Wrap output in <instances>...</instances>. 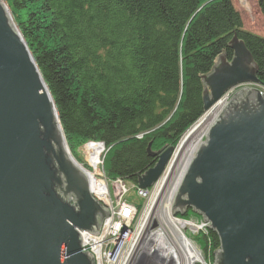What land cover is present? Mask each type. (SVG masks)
I'll return each instance as SVG.
<instances>
[{"label": "water", "instance_id": "water-1", "mask_svg": "<svg viewBox=\"0 0 264 264\" xmlns=\"http://www.w3.org/2000/svg\"><path fill=\"white\" fill-rule=\"evenodd\" d=\"M3 4L0 264H95L82 251L80 233L98 231L109 211L93 196L90 173L68 153L51 92ZM230 46L232 60L220 56L203 77L204 110L239 85H256L237 91L208 130L172 213L191 208L204 215L220 238L215 264H264V92L245 43L235 36ZM173 151L153 153L157 163L140 177L138 188L158 179Z\"/></svg>", "mask_w": 264, "mask_h": 264}, {"label": "trees", "instance_id": "trees-1", "mask_svg": "<svg viewBox=\"0 0 264 264\" xmlns=\"http://www.w3.org/2000/svg\"><path fill=\"white\" fill-rule=\"evenodd\" d=\"M6 2L69 146L103 141L108 175L136 186L157 163L160 144H176L204 114L203 77L220 56L232 60L236 35L264 87V33L246 30L232 0ZM258 2L264 16V0ZM206 233L199 239L211 258L220 240Z\"/></svg>", "mask_w": 264, "mask_h": 264}, {"label": "rangeland", "instance_id": "rangeland-1", "mask_svg": "<svg viewBox=\"0 0 264 264\" xmlns=\"http://www.w3.org/2000/svg\"><path fill=\"white\" fill-rule=\"evenodd\" d=\"M232 1L238 12H240L243 17L244 27L246 28V30L254 31L259 34L264 33V16L259 7L258 0H232ZM2 2L4 3L3 5L6 7V9H8L7 11H9V15L11 16L13 21L11 22L14 23L13 25H16L17 29L21 32L6 0H2ZM251 84L248 83V84L239 85L236 88L229 90L227 93H224V95H221V97L218 98L213 103V105L218 104V106L220 105L222 107L224 106L223 107L224 110V108L228 105V103L231 101V99L233 98V96L236 94L237 91L245 87H254L256 85L253 84L252 82ZM257 87L261 90V92H264V87L261 85V83L257 85ZM205 89L206 88H204V91ZM207 90H209L210 92L209 88ZM203 99H204V93H203ZM213 105L210 107V110L212 109ZM210 110L208 111L210 112ZM208 111H205L204 114L207 113ZM197 122H195L191 127H189L183 133V135L180 137V139L176 144L170 146L167 145L168 147H164L165 148L164 150L170 147H174V151L162 174L151 186L145 189L138 188V185L136 186L132 182L124 181L120 178H112L108 175L105 159L109 148L103 141L95 140V139L77 141L72 143V148H71L66 138L68 153L77 162L81 164V167L84 170H86L88 173H90V175H93L94 177L96 174L91 164L92 162L91 158L93 156L91 143L103 142L106 147L105 156L102 155L100 158L102 161L100 167L103 168L105 171V180L104 182L99 183L105 187L104 188L95 187L92 178L93 196L95 197L96 200H98L101 203L103 207H105L109 211V215L103 220V223L101 225V233L104 231V228L108 229L107 234L105 233L106 237L103 242L104 247L108 251V254H106L104 263L101 264H154L161 262L163 263V261L167 262V264H174L172 260L165 259L168 256L164 251L152 247L153 243L157 239V236H160L165 242L167 243L169 242L170 244L168 243V245L171 248L172 246L175 247L177 252L191 251L193 250V246H194V248L200 253V256L203 258L202 260L199 258V263L196 264L216 263L217 249H215V253L213 257L209 250V254L211 255V258H209L207 256V253L204 252L203 247L201 246L202 238L199 239L200 238L199 236L203 237L204 236L203 234H207L206 233L207 230L211 229L210 224L208 221H206L204 215L198 213L196 210L191 208H188L184 214H181L180 212L176 214L172 213V203L179 189L181 178L184 179L186 172L189 169L194 156L196 155V151L201 146V144L205 142V140L207 139L208 131L202 135L201 141L196 147L197 149L194 151L193 156L188 161L189 163L187 167L183 168L182 166L184 165V162L186 161L189 152V149L183 150L182 148L185 142L184 139L192 131L191 129ZM196 137L198 138V136ZM160 145H161L160 149H162V147L165 144H163V146L162 144ZM104 189H108L109 191L108 197H105L103 195ZM120 204L121 206H119ZM127 207L131 208L132 213L128 217H125L122 215V212ZM125 221H128L127 226L130 223H132L131 227L132 229L135 230H136V225L138 226L142 225V230L144 231V236L142 238L139 237V239H137L132 246L126 248L125 252L127 251L130 252V255L132 253H135L132 259L130 257L128 258L122 257L124 246L128 244L131 241V239L129 241L124 242L122 249L117 252V248L119 247V242L121 239H123L125 235L120 234L119 239H117L115 235V231L113 229L116 223L121 222L122 224H124ZM183 222H186V229ZM190 224L193 225V228H189ZM81 233H88V232L83 231ZM131 234H132V230L129 236H131ZM82 238L83 237H81V239ZM143 244L145 245V247H148L151 244V248H143L142 247ZM91 247H92L91 245H87L86 251L91 253L92 252ZM82 249H83V244H82ZM148 249H151L154 254H152L149 257H146L148 255ZM111 252L114 253L117 252V255L115 257H110L108 259V257L112 255ZM139 253L142 254L139 255ZM163 255L165 256V258ZM135 260H137L138 263Z\"/></svg>", "mask_w": 264, "mask_h": 264}, {"label": "bare ground", "instance_id": "bare-ground-1", "mask_svg": "<svg viewBox=\"0 0 264 264\" xmlns=\"http://www.w3.org/2000/svg\"><path fill=\"white\" fill-rule=\"evenodd\" d=\"M223 107L220 105L216 109L214 108L211 112L205 113L201 117V119L193 126V128L191 129L192 131L184 139L185 142H184L182 148H183V150L189 149V152H188V157H187L186 161L184 162V165L182 166L183 168L187 167V165L189 163L188 161L191 159L194 151L197 149L196 147L200 143L202 135L205 134L211 128L213 123L217 120V118L221 114ZM196 136H198V138ZM100 149H102V148H99V150ZM105 154H106V152H102L103 156H105ZM91 176H92L93 181H94V186L98 188V179L99 178L94 179L95 177L93 175H91ZM182 181H183V178H181V183H182ZM177 183H178V181H177ZM103 195L105 197H108V195H109L108 189H104ZM138 221H139V218H138ZM183 223H184V226L186 229V222H183ZM131 226L132 225H128V226L127 225H120V226H118V233H115V235H116L117 239H119L120 234L125 235L123 237V239H121L119 242V247H118L117 252L122 249L124 242L129 241L131 239V241L124 246L122 257H126V258L130 257L132 259L135 255V253H132L130 255V252H128V251L125 252L127 247H130L135 243V233H134V229H132ZM189 228H193V225L190 224ZM131 230H132V234H131V236H129L131 233ZM106 232H107V230H106V228H104V231L101 233V227H100V229L98 231H96L95 233H92V234L80 233L81 237H85V236L90 237L87 239V241L85 243L90 244L92 246L91 248L93 250H95L96 259L100 262H103L105 257H106L105 250H104L103 244H102V239H104V237L106 236V234H105ZM143 236H144V231L140 230L139 237L142 238ZM162 236H163V233H162ZM168 243L165 242L160 236H157V239L153 243L152 247L164 251L168 256L167 258H165V256L163 255L164 258L167 260H172L174 262V264H196V263H199V258L201 260L203 259L200 256V253L194 248V246H193V250H191V251L177 252L175 247L172 246V248H173L172 249L168 245ZM142 247L143 248H151V244L148 247H145V245L143 244ZM117 252H115V253L111 252L112 255H110L109 258L115 257L117 255ZM107 254H108V251H107ZM140 254H142V253H139V255ZM152 254H154L153 251L151 249H148V255L146 257H149ZM135 261L138 263L137 260H135ZM164 262L165 261H163V263L161 262V263H154V264H167V262H165V263ZM94 263H95V261H94Z\"/></svg>", "mask_w": 264, "mask_h": 264}, {"label": "built area", "instance_id": "built-area-1", "mask_svg": "<svg viewBox=\"0 0 264 264\" xmlns=\"http://www.w3.org/2000/svg\"><path fill=\"white\" fill-rule=\"evenodd\" d=\"M91 146H92V151H93V156L91 158L92 159L91 164H92V167L95 170V174H96L94 179H98L99 178L98 179V188H104L105 186H102L101 184H99L100 182H104V180H105V171H104L103 168L100 167V164L102 163V161H101L100 158L102 156V152H105L106 151V147H105V144L103 142H93V143H91ZM99 148H102V149L99 150ZM98 153H99V155H98ZM119 206H121V204ZM131 213H132L131 208L127 207V208H125L123 210L122 215L125 216V217H128ZM127 223H128V221H125L124 224H122L121 222H118V223L115 224L113 230L115 231V233H118V226H120V225H127ZM129 225H132V223H130ZM106 230H108V229H106ZM140 230H142V225H139V226L136 225V230L134 229L135 241L137 239H139V232H140ZM85 234H89V233H85ZM106 234H107V232H106ZM105 237H104V239H105ZM88 238H90V237L85 236V237L82 238V242H83L82 243L83 244L82 251L83 252H87L86 251L87 245H90V244H86L85 243ZM104 239H102V244H103V248L105 250V255H106L107 254V250L104 247V243H103L104 242ZM91 250H92V252L91 253L88 252V253L91 254L92 258L95 261V264L104 263V261L103 262L98 261L96 259L95 250H93L92 248H91ZM117 250H118V248H117ZM108 259H109V257H108Z\"/></svg>", "mask_w": 264, "mask_h": 264}, {"label": "flooded vegetation", "instance_id": "flooded-vegetation-1", "mask_svg": "<svg viewBox=\"0 0 264 264\" xmlns=\"http://www.w3.org/2000/svg\"><path fill=\"white\" fill-rule=\"evenodd\" d=\"M162 149H165V148H162Z\"/></svg>", "mask_w": 264, "mask_h": 264}]
</instances>
